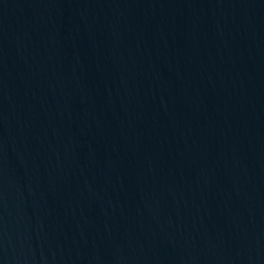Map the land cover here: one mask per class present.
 Wrapping results in <instances>:
<instances>
[{"label": "water", "instance_id": "1", "mask_svg": "<svg viewBox=\"0 0 264 264\" xmlns=\"http://www.w3.org/2000/svg\"><path fill=\"white\" fill-rule=\"evenodd\" d=\"M0 264H264V0H0Z\"/></svg>", "mask_w": 264, "mask_h": 264}]
</instances>
